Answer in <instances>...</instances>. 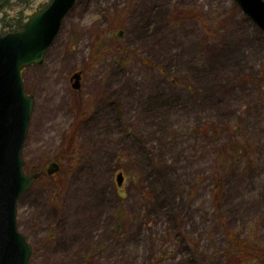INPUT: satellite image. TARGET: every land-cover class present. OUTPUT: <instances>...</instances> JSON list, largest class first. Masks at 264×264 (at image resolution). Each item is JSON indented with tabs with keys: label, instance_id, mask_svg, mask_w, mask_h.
<instances>
[{
	"label": "rangeland",
	"instance_id": "1",
	"mask_svg": "<svg viewBox=\"0 0 264 264\" xmlns=\"http://www.w3.org/2000/svg\"><path fill=\"white\" fill-rule=\"evenodd\" d=\"M22 77L27 264H264L229 248V230L264 248V31L234 0H76ZM231 142L253 172L219 163Z\"/></svg>",
	"mask_w": 264,
	"mask_h": 264
},
{
	"label": "water",
	"instance_id": "2",
	"mask_svg": "<svg viewBox=\"0 0 264 264\" xmlns=\"http://www.w3.org/2000/svg\"><path fill=\"white\" fill-rule=\"evenodd\" d=\"M75 1L48 0L21 29L0 33V264H27L31 254L29 243L17 227L18 198L39 176L23 169L22 151L34 96L26 91L21 70L43 61ZM234 1L264 31V0ZM117 36L121 37V30ZM79 77V71L71 76L74 89L79 88ZM56 167L51 163L47 172ZM122 181L123 174L118 172L116 182L121 185Z\"/></svg>",
	"mask_w": 264,
	"mask_h": 264
},
{
	"label": "trees",
	"instance_id": "3",
	"mask_svg": "<svg viewBox=\"0 0 264 264\" xmlns=\"http://www.w3.org/2000/svg\"><path fill=\"white\" fill-rule=\"evenodd\" d=\"M10 0H0V33L6 31H16L23 27L25 20L30 15L26 10V5L23 8H18L8 13L7 6L9 5ZM43 4H40L37 8L32 11L38 10ZM32 12V13H33ZM122 53V49L119 51ZM133 130V129H132ZM219 163H224L225 161L230 162L232 165L238 159H243L244 167L241 169L246 172H253L251 170L252 166H255L252 157L251 149L247 148L246 144H238L235 142L228 143L226 147L221 151L217 156ZM214 194L216 197H223L224 183L223 179L220 178V175L217 171H214ZM233 232V233H230ZM230 235V250L231 252H247L254 253L257 251H262L264 248L259 245L258 242L250 240L249 237H241L238 233H235L233 230L228 231ZM91 259V255H86V261Z\"/></svg>",
	"mask_w": 264,
	"mask_h": 264
},
{
	"label": "flooded vegetation",
	"instance_id": "4",
	"mask_svg": "<svg viewBox=\"0 0 264 264\" xmlns=\"http://www.w3.org/2000/svg\"><path fill=\"white\" fill-rule=\"evenodd\" d=\"M81 72V71H80ZM69 80H71V76L69 77Z\"/></svg>",
	"mask_w": 264,
	"mask_h": 264
}]
</instances>
